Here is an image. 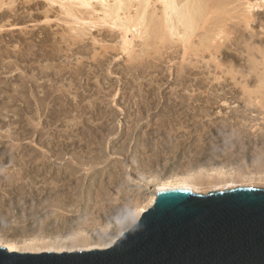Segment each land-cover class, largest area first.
<instances>
[{
	"label": "rangeland",
	"instance_id": "obj_1",
	"mask_svg": "<svg viewBox=\"0 0 264 264\" xmlns=\"http://www.w3.org/2000/svg\"><path fill=\"white\" fill-rule=\"evenodd\" d=\"M102 1L92 0L90 6H84L75 0H0V172L9 175L8 181L14 180L0 179V208L5 211L14 206L6 215L0 211V237L21 248H40L30 252L56 251L49 246L58 248L75 234L82 237L96 231L97 236L105 227L118 226L131 210L147 205L153 185L159 181L204 175L207 180L226 179L234 185L230 188H264V86H259V75H264V0H220L222 10L210 7V13L217 11L216 17L212 13L210 17L220 18L214 22L208 16L212 26L205 28L206 19L204 26L202 23L199 31L196 29L191 46L198 51L199 45L201 51L196 54L195 49H188L186 60L181 58L183 46L177 40V44L172 41L175 47H168L178 49L176 52L163 49L166 51L159 55L166 53L160 57L150 50V57H141L140 49L150 48L147 42L153 44L154 38L148 33L128 32L130 48L139 51L134 54L142 62L129 60L120 48L121 30L111 28L108 18L103 20ZM108 1V5L113 3ZM150 5L149 11L159 8L154 0ZM218 28L223 29L220 38L215 35ZM204 32H209L210 39ZM220 41L221 46L215 49L214 44ZM181 64L189 67L180 71H187L182 76L177 74ZM248 90L263 92L257 91L253 97ZM45 92L52 94L46 97ZM41 155L46 161L48 158V169ZM74 156L85 158L83 164ZM69 159L74 163L68 164ZM67 166L75 167L76 175L70 188L59 186L60 193L71 192L77 176L84 173L81 200L75 196L77 200L72 197L73 202L68 201L73 205L68 209L77 206L75 212L56 213L53 206L32 212L33 207L41 208L53 198L43 194L50 182L51 186L57 182L56 172H62L61 182L69 178ZM49 167L51 172L44 177ZM226 185H203L199 193L228 189ZM98 192L106 193L101 196L104 199ZM96 203L109 207L97 212ZM116 203L117 207L122 204L118 214H114L119 210L113 206ZM121 207L125 212L131 209L125 213ZM92 218L100 230L90 226ZM3 245L5 242H0Z\"/></svg>",
	"mask_w": 264,
	"mask_h": 264
},
{
	"label": "water",
	"instance_id": "obj_2",
	"mask_svg": "<svg viewBox=\"0 0 264 264\" xmlns=\"http://www.w3.org/2000/svg\"><path fill=\"white\" fill-rule=\"evenodd\" d=\"M0 264H264V188L160 191L107 248L19 252L0 246Z\"/></svg>",
	"mask_w": 264,
	"mask_h": 264
},
{
	"label": "bare ground",
	"instance_id": "obj_3",
	"mask_svg": "<svg viewBox=\"0 0 264 264\" xmlns=\"http://www.w3.org/2000/svg\"><path fill=\"white\" fill-rule=\"evenodd\" d=\"M78 4H81V5H84V6H90L91 5V2H92V0H75ZM97 1V0H96ZM102 1V0H101ZM108 1V0H107ZM106 1V2H107ZM113 1V3H111V5L109 4H107L106 2H105V0H103L101 3L103 4L102 6H103V9H102V11H103V15H104V17H103V20H108V23L110 22V23H112V25L111 24H109V26H112L111 28H113V26L116 28V27H118V29L119 30H121V41H120V44H121V49L127 54V56H128V59L129 60H134V62H135V59L137 58L138 59V55L137 54H134V52H136L135 50H134V48H130V46H131V42H130V40L127 38V34H128V32H136L137 33V35L139 34L140 36H143L144 34L143 33H148V36L150 35L151 36V38L153 37L154 38V41H153V44H152V40H151V44H148V42H147V46L148 47H150V48H147V50H145V48L144 49H142L141 47V49H140V54H139V56H141L142 57V54H144V55H146V58L148 57L147 55H149L148 53H150L149 51L150 50H154V54H156V53H158L157 55H161V53H162V51H166V50H163V49H174L175 50V52L178 50H176L175 48H168L169 46H171L172 47V44H173V42L172 41H174V43L176 42V40L177 41H180V43H181V45L183 46L182 48L183 49H181V50H183V55H182V53H181V58H182V60H186V58H185V55H187V50L189 49H192V50H194L195 49V47H194V49H193V47L191 46L192 44H191V38H192V36L195 34L196 36H197V34L195 33V31H196V29H197V31H199L198 30V27L202 24L203 26H204V22H205V20L206 19H208V16L210 17V14L212 13L213 14V12H214V10H213V12H209V9H210V7L212 8V7H216V8H213V9H218V10H222V8H221V2H220V0H154V3H158V5H159V8H157V9H152L153 7H155V5L152 7V8H150L151 9V11H149V6H151L150 5V2H151V0H112ZM204 1V2H203ZM99 2H100V0H99ZM108 3H109V1H108ZM152 3H153V1H152ZM158 5H156V6H158ZM133 6H135V8H134V10H135V12H133V14H131L130 13V10H131V8L133 7ZM259 6V5H258ZM102 8V7H101ZM133 10V11H134ZM212 10V9H211ZM215 10V12H214V14L212 15L211 14V16H214L215 15V17H216V13H217V11ZM120 11H122V13H123V15H121V12ZM209 12V13H208ZM220 13H221V11H219ZM218 12V13H219ZM209 14V15H208ZM220 15V14H219ZM214 17V19L217 21V19L218 18H220V16L216 19ZM106 18H108V19H106ZM211 18V17H210ZM212 19L213 18H211V20L210 21H212ZM213 19V20H214ZM214 20V22H216ZM221 20V19H220ZM208 22V26H205V28L206 27H209L210 28V25L212 26V24L210 23L209 24V19L207 20ZM223 20H221V22H222ZM106 22V21H105ZM104 23V22H103ZM213 23V22H212ZM218 23H219V21H218ZM107 24V23H106ZM213 24H215V26H216V23H213ZM223 24V23H222ZM108 25V24H107ZM218 26V25H217ZM222 26V25H221ZM219 27V26H218ZM200 28V27H199ZM204 28V27H203ZM203 28H202V26H201V29L203 30ZM208 29V28H207ZM211 29H215V27H213V28H211ZM206 30V29H205ZM223 30V29H222ZM222 30L220 29V28H218V29H216V31H215V35H216V37L218 38V36H219V38H220V34L222 33ZM225 30V29H224ZM196 31V32H197ZM214 31V30H213ZM119 32V31H118ZM130 32V33H131ZM205 32H207V31H205ZM205 32H204V34H205ZM210 32V31H209ZM209 32L208 33H206L205 35V37L206 38H208V39H210L209 37H207V34H209ZM211 33H212V31H211ZM224 33H225V31H224ZM132 34H135V33H132ZM141 34H143V35H141ZM203 34V35H204ZM136 35V36H137ZM201 35H202V33H201ZM202 35V36H203ZM214 35V36H215ZM131 36V38H132V35H130ZM133 36H135V35H133ZM147 36V37H148ZM199 36V35H198ZM210 36V35H209ZM200 37V36H199ZM198 37V38H199ZM211 37V36H210ZM140 38V37H139ZM138 38V39H139ZM194 38V37H193ZM195 38H197V37H195ZM147 39V38H146ZM207 39V40H208ZM199 39H197V42H199L198 41ZM200 40L201 41H203V42H205L202 38H200ZM206 40V41H207ZM212 40H214V38H212ZM143 41V40H142ZM148 41V40H147ZM149 41H150V38H149ZM217 41H219V39L217 40ZM224 41V40H223ZM146 41H145V38H144V43H145ZM196 42V43H197ZM202 42V43H203ZM212 43H213V41H211ZM171 43V45H169ZM180 43H178V44H180ZM202 43H201V45H202ZM208 43V42H207ZM206 43V44H207ZM220 43H221V41L218 43V42H216L215 44H214V47H216L215 49H217L218 47L217 46H219L220 45ZM176 44H177V42H176ZM190 44V45H189ZM197 44H199V43H197ZM206 44H204V45H206ZM143 45V47L145 46V44H142ZM191 46L192 48H190L189 46ZM196 44L194 43L193 44V46H195ZM203 45V47H205ZM210 46H211V44H209ZM223 45V44H222ZM176 45H174L173 44V47H175ZM199 46V45H198ZM196 47L197 49L199 48L200 49V47ZM206 46H208V44L206 45ZM221 46V45H220ZM132 47V46H131ZM177 47H179V45L177 46ZM189 47V48H188ZM213 47V48H214ZM202 48V47H201ZM206 48V47H205ZM204 48V49H205ZM208 48V47H207ZM206 48V49H207ZM209 48H211V47H209ZM133 49V50H132ZM199 49H198V51L195 49L194 51L196 52V54L199 52ZM205 49V50H206ZM214 50V49H213ZM169 51V50H168ZM167 51V52H168ZM200 51H201V49H200ZM212 51V50H211ZM219 51V50H218ZM138 53H139V51H137ZM136 52V53H137ZM191 52H193V51H189V53H191ZM203 52V51H202ZM209 52V51H208ZM216 52H217V50H216ZM164 53H166V52H164ZM163 53V54H164ZM170 53V52H169ZM172 53V52H171ZM189 53H188V57L190 56L189 55ZM194 53V52H193ZM204 53V52H203ZM202 53V54H203ZM213 53V52H212ZM215 53V52H214ZM218 53V52H217ZM260 53V52H259ZM262 53V52H261ZM264 53V52H263ZM153 54V53H152ZM162 54V56H164ZM168 54V53H167ZM173 54V53H172ZM195 53H194V55H196ZM144 55H143V57H144ZM159 55V56H160ZM191 55H192V53H191ZM201 55V54H200ZM211 55H213V54H211ZM262 55V54H261ZM162 56H160V57H162ZM198 56V55H197ZM210 56V55H209ZM149 57H150V55H149ZM210 58H212V57H210ZM253 58V57H252ZM137 59H136V61H137ZM144 59V58H143ZM153 59V58H152ZM157 59V58H156ZM159 59V58H158ZM162 59V58H161ZM168 59V58H167ZM256 58H254V60H255ZM139 60V59H138ZM257 60V59H256ZM144 61V60H143ZM137 62H142V61H137ZM136 62V63H137ZM144 62H146V60L144 61ZM143 62V63H144ZM187 62V61H186ZM217 62V61H216ZM264 62V61H263ZM188 63V62H187ZM195 63V62H194ZM139 64V63H138ZM147 64V63H146ZM183 64V63H182ZM180 65V67L181 66H183V65ZM190 64V63H189ZM187 65V64H186ZM186 65H185V68H189V67H186ZM191 65V64H190ZM253 65V64H252ZM255 65V64H254ZM261 65V64H260ZM193 65H191L190 67H192ZM148 67H151V66H148ZM155 67V69H156V67H157V65L156 64H154L153 65V67L152 68H154ZM184 67V66H183ZM183 67H181V68H179V69H177V70H179V71H177V74H178V72H179V74L181 75V74H185V72H187V71H185V72H183V73H181L180 71H183L185 68H183ZM253 67H255V66H253ZM256 68V67H255ZM264 68V67H263ZM259 69V68H258ZM80 70V69H79ZM255 70V69H254ZM76 71H78L77 69L75 70V72ZM189 71V70H188ZM78 72H81V71H78ZM190 72V71H189ZM259 72V71H258ZM257 72V73H258ZM254 73V72H253ZM256 73V72H255ZM178 74V75H179ZM182 76V75H181ZM259 82H260V84H259V86H264V75H259ZM262 83V84H261ZM38 85V84H37ZM36 85V86H37ZM39 85H41L42 86V84H39ZM38 85V86H39ZM44 86V85H43ZM47 90V89H46ZM45 90V91H46ZM250 90V89H249ZM248 90V92L247 93H250L249 95H251L252 93H254L252 96L254 97H256V95H255V92H257L258 91V93L259 92H261V90L259 91V90H256V91H252V93H251V91H249ZM48 91V90H47ZM52 91V90H51ZM50 91V92H51ZM50 92H48V93H50ZM263 92V91H262ZM261 92V93H262ZM43 93H44V90H43ZM47 92H45V95L47 94L48 96L50 95V94H52V93H50V94H48ZM54 93V92H53ZM260 93V94H261ZM262 94H264V92L262 93ZM47 95H46V97H47ZM44 96V95H43ZM53 96V95H52ZM191 96V95H190ZM252 97V98H253ZM262 96H260L259 98H261ZM42 98V97H41ZM258 98V97H257ZM55 99V98H54ZM183 99H185V98H183ZM186 99H188L187 97H186ZM254 99V98H253ZM252 99V100H253ZM38 100V99H37ZM247 100V99H246ZM263 100V99H262ZM36 101V100H35ZM39 101V100H38ZM41 101H44V98L43 99H41ZM54 101V100H53ZM248 101V100H247ZM253 102H255V101H253ZM259 102L260 103H262L260 100H259ZM41 104V105H40ZM42 104H43V102H40L39 103V105L40 106H42ZM256 104H258V100H257V103ZM256 104H254V105H256ZM29 105V104H28ZM44 105V104H43ZM48 105V104H47ZM46 105V106H47ZM61 105H62V103H61ZM264 105V104H263ZM38 107V106H37ZM261 107H262V105H261ZM42 110H43V108H42ZM37 112V111H36ZM65 113V112H64ZM64 115H66V114H64ZM138 120H140V119H138ZM136 122V121H135ZM138 123V122H137ZM133 130V129H132ZM90 131V130H89ZM161 134H163V133H161ZM89 136V135H88ZM154 136V135H153ZM160 137V136H159ZM130 137H128V139H129ZM130 140V139H129ZM152 141H154V140H152L151 139V142ZM126 143V142H125ZM123 145V144H122ZM122 145H121V147H122ZM127 144H125V146H126ZM154 146V145H153ZM158 146V145H157ZM127 147V146H126ZM89 148V147H88ZM128 148V147H127ZM123 149H125V148H123ZM122 148H121V150H123ZM144 149H146V148H144ZM153 149H154V147H153ZM120 150V151H121ZM127 150V149H126ZM91 151V150H90ZM124 152H125V150H123ZM122 151V152H123ZM154 153H156L155 151H154ZM44 154V153H43ZM61 154V153H60ZM151 154H153V153H151ZM59 155V154H58ZM42 156V155H41ZM144 156H146V155H144ZM148 156V155H147ZM146 156V157H147ZM154 158L156 157L155 156V154L154 155H152ZM59 157V156H58ZM58 157H56V158H58ZM75 157V156H74ZM77 157V156H76ZM73 158V159H75L78 163H80V164H83V162H84V160H85V158H84V160H82V157H78V158ZM90 157V156H89ZM93 157H95V156H93ZM92 157V158H93ZM101 157V156H100ZM99 157V158H100ZM104 157V156H103ZM149 157V156H148ZM39 158V157H38ZM42 159H44V161L42 160V162L44 163V167H45V165H47L46 164V162H48V158H47V161L45 160V156L43 155L42 157H41ZM40 158V159H41ZM52 158V157H51ZM55 158V157H54ZM91 158V157H90ZM91 158V159H92ZM98 158V159H99ZM157 158V157H156ZM39 159V160H40ZM72 159V158H71ZM97 159V158H96ZM144 159V158H143ZM147 159V158H146ZM149 160H150V158H148ZM151 159H152V157H151ZM36 160H38V159H36ZM64 160V159H63ZM70 160V159H69ZM69 160H67V162H69L68 164H71V163H74V160H73V162H71V160L69 161ZM93 160H95V158L93 159ZM102 160V159H101ZM148 160V161H149ZM46 161V162H45ZM51 161V160H50ZM61 161V160H60ZM66 160H64V163L65 164H67L66 162H65ZM88 161H90V160H88ZM106 161V160H105ZM142 161H144V160H142ZM147 161V160H146ZM41 162V161H40ZM41 162V163H42ZM52 162H54V161H52ZM92 162V161H91ZM91 162H90V165H91ZM96 163H97V161H95ZM94 162V163H95ZM141 162V161H140ZM42 163V164H43ZM85 163H86V161H85ZM95 163V164H96ZM149 163H151V161L149 162ZM76 164V163H75ZM74 164V166H76ZM89 164V163H88ZM99 164H100V161H99ZM140 164V163H139ZM145 164V163H144ZM85 165V164H84ZM86 165H87V163H86ZM92 165H93V163H92ZM91 165V166H92ZM148 165V164H147ZM61 166H64V165H61ZM66 166V165H65ZM82 166V165H81ZM78 167H79V165H78ZM88 167H89V165H88ZM88 167H86V168H88ZM94 167V166H93ZM121 167V166H120ZM119 167V168H120ZM139 167V166H138ZM45 168H47V167H45ZM50 168V167H49ZM63 168V167H62ZM69 168V169H68ZM75 168V167H74ZM72 169L71 167H68L67 166V169H68V171L66 172V175L69 177V178H67V179H65V180H63L62 182H61V178H63V176L61 175V173L60 172H56L57 173V175L54 177L55 178V180H57V182H55L54 181V184L51 186V182H50V188H48V189H46V190H44L45 192H44V194H43V196L44 197H47V195H49V196H51V197H53L50 201H47L45 204H43L42 206H41V208H38V207H33L32 208V212H38V211H40V210H42L43 208H46V207H48V206H53V207H55L56 209L54 210L56 213H59L60 211H74L75 212V210L77 209V206H76V208L74 207L73 209L71 208V209H68V207H70L71 205H70V203L68 202L69 200H71V198L72 197H77V199L79 198V193H80V190L82 191V189H81V185H82V182H83V179L84 178H82L83 177V175L82 174H84V173H82L79 177L77 176V178H78V183H75V184H72V185H75L76 187H74L73 189H72V191L71 192H65L66 190H64V192L65 193H60L59 191V186H65V185H69V184H71V180H72V177H74L73 175H76V172H74V170L76 169ZM82 168H83V166H82ZM86 168H84L85 170H88V169H86ZM118 167H117V169H119ZM122 168V167H121ZM48 169V168H47ZM81 169V168H80ZM83 169V170H84ZM89 169H90V167H89ZM93 169V168H92ZM64 170V169H63ZM78 171H80L79 170V168L77 169ZM123 170V169H122ZM61 171V170H60ZM76 171V170H75ZM119 171V170H118ZM51 172V168H50V171H46V173L44 174V177L45 176H47V174L48 173H50ZM53 172V171H52ZM64 172V171H63ZM81 172H83V171H81ZM80 172V173H81ZM97 172V171H96ZM99 172V171H98ZM104 172V171H103ZM115 172V171H114ZM1 173V172H0ZM3 173V172H2ZM0 174V179L2 180L3 178L5 179V182H6V180L8 181V174L7 175H5V173H3V174ZM65 173V172H64ZM86 173V172H85ZM89 173H90V170H89ZM92 176H93V174L95 175V173H94V171H93V174H92V172L90 173ZM116 174V173H115ZM194 174V173H193ZM3 175H5V176H3ZM37 175H39V173H37ZM64 175V174H63ZM65 175V176H66ZM88 175V174H87ZM114 175V174H113ZM12 176V175H11ZM52 176V175H51ZM71 176V177H70ZM86 176V175H85ZM90 176V175H89ZM96 176H97V174H96ZM117 176H119L120 177V171H119V174L117 175ZM124 175H122V177H123ZM202 176H204V175H202ZM202 176H200V175H198V176H194V175H192L191 177L189 176V177H187V178H184V179H177V178H175V179H169V180H166V181H159L158 179V181L159 182H157V183H154V189H153V193H152V195H150L149 196V199H148V202H147V205L146 206H143V207H141L139 210H131L130 211V207H129V211H130V213L131 214H128V218L126 217L124 220H122V221H120V224H118V226H117V224H115L116 226H113L112 228H107L106 229V227H105V229L104 228H102L103 227V225H102V229H104L105 231L104 232H102V233H99L97 236L95 235L96 233V231L94 232V234L93 233H90V232H87V233H85L86 235H84V234H81V235H83L82 237H80V236H77L76 234L74 235L75 237L73 238H71V239H66V240H63L62 242H61V244L60 245H62V246H58V248L56 247H54V246H52L53 247V249H52V247L51 246H49L50 248H51V250H56L57 252H60V250L61 249H68V250H70V251H72L73 249H79V250H88L87 248H90V249H93V247H97V248H100V249H102V248H107V247H109V246H111L113 243H114V241L122 234V232H124L126 229H128L134 222H136L137 221V219L139 218V216H140V214L144 211V210H146L149 206H151L152 204H153V202H154V200H155V197H156V193L157 192H160V191H164V190H169V189H175V188H186V189H189V190H192L193 192H195V193H199V191L200 192H202L201 191V189L203 188L202 186L203 185H208L207 187H213V188H216V186L217 185H219V183H222V182H224V184L226 185L227 184V182H226V179H222V178H219L218 180H216L215 178H214V180L213 179H206V178H202ZM221 176V175H220ZM14 177V176H13ZM49 177V176H48ZM214 177V176H213ZM9 178H11V177H9ZM19 178L20 177H17V179L19 180ZM43 178V177H42ZM66 178V177H65ZM75 178H76V176H75ZM91 178H93V177H91ZM118 178V177H117ZM179 178V177H178ZM211 178V177H210ZM244 178V177H243ZM16 179V180H17ZM47 179V178H46ZM74 179V178H73ZM87 179H89V177H87ZM205 179L207 180V181H205ZM15 180V181H16ZM77 180V179H76ZM76 180L74 179V181L76 182ZM90 180V179H89ZM92 180V179H91ZM120 180V179H119ZM122 180V179H121ZM156 180V181H157ZM11 181H14V180H12V178H11ZM11 181H8V182H11ZM58 181H60L61 183H58ZM74 181H73V183H74ZM93 181V180H92ZM155 181V180H154ZM87 182V181H86ZM153 182V181H152ZM53 183V182H52ZM94 183V182H93ZM129 183H130V181H129ZM47 184V183H46ZM87 184V183H86ZM116 184V186H118L117 184L118 183H115ZM83 185H85V184H83ZM87 185H89V184H87ZM91 185V184H90ZM90 185H89V188H90ZM108 185V184H107ZM67 186H65L64 188H66ZM69 186H71V185H69ZM68 186V188H70ZM86 186V185H85ZM232 186H234L233 185V183H230V184H227L226 185V188H230V187H232ZM61 187V188H62ZM105 187H107L106 185H105ZM108 187H109V185H108ZM206 187V186H205ZM87 188V187H86ZM102 188V187H101ZM120 188H122V186L120 187ZM124 188V187H123ZM122 188V189H123ZM105 189V188H104ZM119 188H117V190L116 191H119L118 192V194L119 195H121L122 193L120 192V190H118ZM127 189V188H126ZM211 189V188H210ZM219 189V188H218ZM62 190H63V188H62ZM84 190H85V188H84ZM88 190V189H87ZM86 190V191H87ZM102 190H103V188H102ZM69 191H70V189H69ZM105 191V190H104ZM122 191H126L125 190V188H124V190H122ZM212 191H216V190H212ZM40 192L42 193L43 192V190H40ZM62 192V191H61ZM85 192V191H84ZM88 192V191H87ZM107 192V191H106ZM89 193V192H88ZM99 193V195H100V192H98ZM97 193V194H98ZM105 193V192H104ZM104 193H102V195L104 194ZM117 193V192H116ZM83 196L85 195V194H83V193H81ZM87 194V193H86ZM90 194V193H89ZM92 194V193H91ZM125 194V193H124ZM202 194V193H201ZM81 195V196H82ZM102 195H100V197L102 196ZM105 195H106V193H105ZM119 195H117L118 196V198L120 197ZM48 196V197H49ZM82 196V197H83ZM123 196V195H122ZM76 197H75V199H76ZM87 197H88V195H87ZM87 197H84V199H87V200H90L91 198H87ZM91 197V196H90ZM99 197V198H100ZM108 196H106V199H108L107 198ZM97 198V197H96ZM101 198H103L104 199V197H101ZM111 198V197H110ZM109 198V199H110ZM123 198V197H122ZM125 198V197H124ZM76 199V200H77ZM80 200H81V198H79ZM78 199V200H79ZM83 199V200H84ZM117 198H115L114 200H116ZM121 199V198H120ZM72 202H73V199L71 200ZM97 201V200H96ZM102 201V203H103V201L104 200H101ZM108 201V200H107ZM69 204H68V203ZM76 201H74V203H75ZM77 202H79V201H77ZM81 202V201H80ZM86 202V201H85ZM106 202V200L104 201V203ZM109 202V204L111 205V203H110V200L108 201ZM117 202V201H116ZM124 202H126V201H124ZM83 203H84V201H83ZM82 203V204H83ZM99 203V202H98ZM98 203H96L95 204V211H107L106 209H107V206L109 207V205H102L101 203L98 205ZM118 204H119V200H118V202H117ZM117 203L114 205L113 204V206L115 207L116 205H117ZM121 203H123V200H121ZM120 203V205H118V207H119V210H117L118 209V207L116 206V208L115 209H109L108 208V210H112L113 212H114V210H117L116 211V213H114V214H118L117 212L118 211H120V206H122V204ZM108 204V203H107ZM124 204V203H123ZM77 205V204H76ZM84 205H85V203H84ZM88 205V204H87ZM98 205V206H97ZM102 205V206H101ZM126 205V204H125ZM75 206V205H74ZM127 206V205H126ZM11 206H8V208H6V210H8L9 208H10ZM12 207H14L13 205H12ZM11 207V208H12ZM71 207H73V205L71 206ZM3 208V207H2ZM2 208H0V211L2 212V213H4V215H6V210L4 211ZM10 208V209H11ZM16 208H17V206H16ZM89 208V207H88ZM106 208V209H105ZM111 208H112V206H111ZM122 208V207H121ZM124 208V207H123ZM122 208V211H124V209ZM9 209V210H10ZM18 209V208H17ZM93 209V210H94ZM128 209V208H127ZM104 211V212H105ZM128 211V212H129ZM12 212V211H11ZM71 212V213H72ZM96 212V213H97ZM125 212V211H124ZM127 212V211H126ZM125 212V213H126ZM127 212V213H128ZM1 213V214H2ZM95 213V212H94ZM95 213V214H96ZM103 213V212H102ZM101 213V214H102ZM111 213V212H110ZM123 213V212H122ZM124 213V214H125ZM98 214V213H97ZM100 214V215H101ZM113 214V215H114ZM119 214H120V212H119ZM8 215V214H7ZM18 215V214H17ZM105 216H107L106 214H104ZM110 215V214H109ZM113 215H112V213H111V217H113ZM2 216V215H1ZM61 218H63L64 216H63V214L62 215H59ZM99 216V215H98ZM98 216H96V217H98ZM117 216V215H116ZM120 216H122V215H120ZM103 216H101V218H102ZM2 218V217H1ZM114 218V217H113ZM121 218V217H120ZM4 219V218H3ZM99 219V218H98ZM109 219V218H108ZM16 220H18V219H16ZM15 220V221H16ZM94 219L92 218L91 219V221H93ZM101 220V219H100ZM105 220V219H104ZM96 220H94L93 221V223L92 224H90V226H97V224H95L96 222H95ZM103 221V220H102ZM19 222V221H18ZM95 222V223H94ZM103 223V222H102ZM106 223V222H105ZM104 223V224H105ZM107 224V223H106ZM105 224V225H106ZM110 224V223H109ZM100 226V225H99ZM94 227V228H95ZM98 227V226H97ZM100 227H98V229H99ZM92 229H90L89 231H91ZM97 230V229H96ZM100 230V229H99ZM102 231V230H101ZM82 232V231H81ZM80 232V233H81ZM100 232V231H99ZM79 233V234H80ZM77 236V237H76ZM7 240V241H6ZM4 239V238H2V236L0 237V242H5V245H3L4 247H6L8 250H15V251H19V252H26V251H33V250H40V248H38V247H34V246H29V247H24V248H21V247H19V246H17V244H15L14 242H12V241H8V239ZM46 247H48V246H46ZM92 247V248H91ZM43 248V247H42ZM41 248V249H42ZM68 250H65V251H68ZM64 251V250H63Z\"/></svg>",
	"mask_w": 264,
	"mask_h": 264
}]
</instances>
